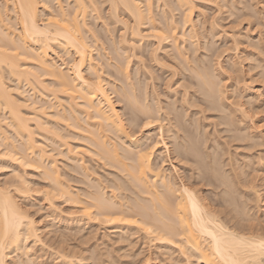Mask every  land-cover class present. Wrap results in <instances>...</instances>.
I'll use <instances>...</instances> for the list:
<instances>
[{"label": "bare ground", "instance_id": "1", "mask_svg": "<svg viewBox=\"0 0 264 264\" xmlns=\"http://www.w3.org/2000/svg\"><path fill=\"white\" fill-rule=\"evenodd\" d=\"M159 1L164 7L166 6V8L170 12L173 10L176 11L175 9H177L178 12H179V10L182 12L181 14L183 16H182L181 25L185 24V23H189L190 25H192V22L194 20H192L191 15H192V12H194L193 10L195 7V0H173V1L171 0L172 2H170V1L168 2V0H156V4ZM224 3L226 4L227 1H224ZM219 4H220V2H219ZM104 5H106V7H103ZM220 5H222V4H220ZM226 5H228V4H226ZM223 6H224V4H223ZM101 7L104 8V10L106 9L105 15H108L107 20H108L109 16L112 15V17L115 18L116 21H120L121 23L124 24V27L126 29V30L124 29L125 31H127V29L130 28L129 20H130V18L132 19L133 24L128 31L131 32L130 36H131L132 40H134V41L136 40L135 38H137L138 36L142 37L141 34L143 32H141L142 27H140V25L142 26V24L144 25V22L146 23V20H144V19H147L149 21V23L151 25L149 28V29H151L150 34L152 33V35L155 36V39L157 37L159 39L158 42H161L160 40H163L164 38H166L164 32H160V30L163 31L162 30L163 27L160 30L157 29L159 31L156 30V28H159L160 24L162 25V23L160 22V24H158L156 22L157 20L154 21L155 16L152 13L153 11H151L152 7H151V1L150 0H147V2L145 3V9H143L142 5L139 4V0H0V134H2V136H4L3 140L4 139L8 140L10 138V140L7 142V143H9L10 147L9 148L7 147L5 149L6 150L5 154L7 156L9 155L10 157L15 158L14 160H16L20 164L22 162V158L25 159L24 162H22V164H24L23 166H26L25 162L27 161V166L29 164V167L31 165H32L31 167H33V164L35 165L34 168H36V169H40L38 167H41V169H42L41 174H44L46 179L49 178V180L52 183L54 182V184L51 185V189L49 188L48 192L47 193L45 192V194H47L45 196V198L46 199L48 198V202H50V200H52V199H55V197H60V198L64 197L65 200L68 199L67 201H69V202L73 201L72 203L80 204V205H78V207L82 206V204H84L82 208L80 207V210L84 211V209H85L87 211H84V212L82 211L83 213L87 212L89 214V212H90L91 214H94L93 217L95 215H97V217H99V215H100L104 219L108 218L109 221H111L113 218L114 219L113 221L115 223H116L117 219L120 216H122L121 217L123 219L122 222H127V225H128V220H127L126 214L131 215L130 217H134L133 219L136 221L135 222L133 220L132 222H134L135 224L138 222V226H140V223H141L142 227L140 226V228L148 236V238H151L152 241L156 240L159 242H163L162 247H164L166 249V250H164V252L170 251L172 249L173 244L177 245L174 247H178V249L180 250L179 253L182 252L183 254H185L183 256L186 257L185 259H187L186 260L187 264H264V234H261L260 231H259L260 232L259 234H258V231H257V233H254L255 231H252V226H254V223L251 226L250 225V223H252L251 220L249 221L250 223L248 222L249 227L246 226V229L244 228L245 227L244 225H243V227H241L242 225L239 226V224L237 223L238 220L236 222L237 225L232 224L230 226L228 225V223L226 221V218H227L226 216L230 215L231 209H232V211L233 210L235 211L237 206L245 204V203L243 204L244 201L242 198L240 199V200H242L241 201L242 203L239 202L240 200L238 201V203H241V204L236 203L235 200H236V197H238V196L236 195V197H235V195H234L235 194L234 190L237 187V186H235L236 182L238 181V178H240L239 174L243 173V172L247 173V171H245L243 168H241V170L239 169L243 165V163L240 164L241 166H239V164H238L239 163L238 159L242 158V160H243L244 154L241 153L243 157L240 154L241 157L238 159H236V157H235L234 160H236V161H234V162L236 163V165L232 161V159H233L232 156L234 154H235V156H237L236 152L233 153V155H231L232 158H230V155L227 154L228 155V158H227L228 163H230V160L234 163V164L232 163L233 169L229 168L227 166L228 163L225 164L223 161L222 163L225 165L224 169L226 166L229 168V169H226L225 171H223L224 170V169H222L223 166H222V164H220L222 161L220 156L223 155V153L220 151L222 148H219L220 146L218 147V145H216L217 143H220V142L216 141L217 142L216 143L213 140V142L216 143L215 145L217 146V148H219L218 151H220L222 154L221 155L216 150L217 156H219L221 161H218L220 159L215 160V159H213V157H211L212 159L211 158L210 159L212 160V162L206 158L207 160L210 161V162L208 161L210 164L207 163V160H205L206 164L203 163L202 160H204L205 158L202 159V153L203 152L200 151L201 149H199L198 148L199 146L197 145V143L200 140H198L197 138H196V140H194L192 138L194 135L191 134L192 135V137H191V135H189V133H188L189 131L184 129V127L181 123V120L184 117H180L181 114L177 115L179 112L176 114H173L174 118L171 119L173 116L169 117L168 115H170L169 114L170 112H168V111L165 112L164 111L165 108H163L162 114H159V112H157L156 114L154 113L155 114L154 115V114H152L153 112L151 113V111L148 110L149 108L146 109L145 105H144L145 108H142L141 105L139 104V106L142 109L141 111H144L145 109L147 110V111L145 110L144 113H142L144 115V117H141V118H145L147 121H145V124H143V123H140V122H144V121H141L140 117H139L140 122L138 121L139 119H134V118L131 119V117H130V119L127 121H129V123H130L129 126H131V127H128V128H130L131 130L127 131L128 129H126L124 127V124L122 123L123 120H121V118L119 117V114L116 112L118 109L115 110V108L113 106L114 105L113 102H111L110 101L111 99H109L107 96L108 91L106 92V89L104 88V85H103L105 80L104 79H103L104 81L101 80L102 78H100V75H98L96 73V71H94V67L90 66V64L92 62L89 64L88 67H89V72L91 71L90 68L92 69L91 73H93V75L91 74L90 79H89V77L87 78L86 76H83V74H82L83 69L82 68L85 65L84 62L86 61L87 58L90 59V56L88 57V54H89L88 51L91 52V46L92 45L94 46V44H91V42H93V43L95 42V44H96V41H97L96 38L92 34H90L91 28H89V23H87V16H89V15L92 16L89 13L90 11L92 13L96 12V14L94 15L96 17L95 20L98 19L100 15H103V14H101V10H102ZM224 7H227V6H224ZM161 9H162V7H161ZM231 9H233V8H231ZM231 9H230V11H227V12L232 13ZM151 13H152L153 17L151 15ZM170 14H171L170 17H172L173 13H170ZM251 15H252L251 13L247 14V16H249V17ZM97 16H98V18H97ZM101 17L102 16H100V18ZM162 17H164V16H162ZM162 17H161V19H162ZM168 17L169 16H167V18ZM127 18H129V20ZM157 19L159 20V18H157ZM172 19H173V17H172ZM169 20H170V18H169ZM170 21H173V20H170ZM170 21H168V24ZM107 22H106V24H107ZM154 22H156V23L154 24ZM164 23H166V21H164ZM176 23H178V22H176ZM106 24H104V25H106ZM156 24L159 25V27H157ZM175 24L172 25V22H171L170 25H167L164 28H168V29H171V31H173V29L176 28L178 25V24H176V27H175ZM91 25H93V24H91ZM147 25H148V23H147ZM169 26H170V28H169ZM183 26L184 25H182V27ZM192 26H194V25H192ZM192 28H194V27H192ZM192 30H191V32H192ZM125 31L122 32L120 35L121 37H119L120 40H122V41H127L126 38H123L124 33H126ZM174 32H175V29H174ZM93 33H95V32H93ZM87 34L90 35V37H92V39H93L92 41L90 39H89L90 41L88 40V38H90V37H88ZM174 34H176V33H174ZM193 35H195V34H193ZM239 35L233 34V37L237 36L236 38H233V42H234L235 48H238L240 44L243 45L242 46L243 48H241V50H242L241 55L244 56L243 58H244V61L246 62V66H247V67L245 66L246 71L248 68V71H247L248 75H249L250 71L254 73L255 68L258 69V67L260 68L259 71L258 72L255 71L256 73H254V74H257V73H263L264 74V62H262L264 60V46L262 44H260V43H262L261 42L262 38L259 36L260 42H255V41L251 40L252 38H250L249 35H244V37L242 39H238ZM130 36H127V37H130ZM149 36H151V35H149ZM175 36L176 35H174V37ZM124 37H125V35H124ZM190 37H189V39H191ZM175 38H177V37H175ZM192 38H194V37H192ZM120 40H118V41H120ZM122 41H120V43ZM157 44H159V43H157ZM119 45H121V44H119ZM112 46H114V45L112 44ZM133 46L135 48L136 45H133ZM208 46H209V44H208ZM52 47L59 48L66 55L69 52L72 53L71 51H73L75 53V55L77 54L76 55L77 59L75 57V60H73L72 64H70L71 66L66 69V68H64L65 66H62L63 65L62 60H61V63H57L56 60L53 61V59L49 56V52H50L49 49H51V52H53ZM96 47L94 46V48H96ZM127 47H126V49H128ZM204 47L206 48L207 46H204ZM204 47H202V48H204ZM89 48H90V50H88ZM99 48H101V47L99 46ZM192 48L195 49L196 45H195V48H194V46ZM197 48H198V46H197ZM131 49H133V48H131ZM177 49H178V47H177ZM208 49H209V47H208ZM109 50H110V48H109ZM181 50H183V49H181ZM191 51H193V50H191ZM92 52H94V51H92ZM95 52H97L96 49H95ZM108 52L111 53L110 51H108ZM194 52H191V54H193ZM112 53H113V51H112ZM115 53H113V55ZM155 54L152 56L154 57ZM113 55H111L112 56L111 59H113V57H114ZM116 55H118V53L115 54V57H114L115 62L117 61L116 59L119 58V55H118V57ZM69 56H68L67 60L69 58L71 59V55H69ZM181 56H183V55L182 54L180 55V59H181ZM185 56H186V54L183 57H185ZM201 56H202V54H201ZM204 56H205V54H204ZM193 57H191V59L193 61H190L187 58L190 62H187L186 61L187 59H185L186 62H184V63H186V64L189 63V65L190 64L193 65V62L196 61L193 59ZM174 58H176V57L174 56ZM89 59H88V61H91V59L90 60ZM156 59H157V56H156ZM180 59L174 60V61H176V62L182 61L183 62V59L182 60H180ZM201 59H204V57L203 58L201 57L200 60ZM113 61H114V59H113ZM120 61H122V60H120ZM124 61H126V60H124ZM127 61H129V60L127 59ZM197 61H196V64L194 63L195 66L197 65L195 68H193L194 66H191L195 71L192 69L193 71L191 70V73H190V74H192V72H195L196 76L193 77V74L195 75V73H193L192 76L189 78V80H190L189 82L191 84H194V82L192 83V81L194 79H196L195 83L197 84V86H195V87H196V89L198 87V89L201 92V94H200V92H198V93L201 95L200 98H202V99L200 100V98L199 99L197 98V101L200 100V103H202L204 101L203 102L204 103L203 105L205 106L204 109H206V107H208L209 109L212 108L214 110H217L216 113L218 112L217 115L220 117L219 120L221 119L219 121L220 124L224 123L223 126L227 125L226 131H228V132L233 131V133L231 132L232 133L231 135H229V134H227V135L232 136V137H234V139H237V140H240L241 142H243V143L240 142V144H238V145H241V144H243L242 146L245 145L244 149H246L247 146H248V148L250 147L253 150L256 149V151H255L256 155L254 157L256 159L259 158L258 159L259 161H263L264 160V157H263L264 154L262 155V153L264 152V134H262L261 131H257L262 126L259 125V123H258L259 120L256 121V119H255L256 118L255 114L257 113V111H259V108L261 106L258 103L261 102L262 100L259 99V102L257 103L258 105L252 106L251 105L252 102L248 101L247 96L244 97V95L242 94L243 92L234 93L236 91H232V93H234L235 95L236 94L238 95V96L237 95L235 96L236 99L238 98L237 100L236 99L235 100H236V104L238 105V107L237 106L236 107L238 108L237 112H239V114H240L239 115L240 119L238 117L236 118L235 116L237 114L234 113L235 111H233L231 109L232 108L231 106H230L231 108L230 107L227 108V106L224 107L225 106L224 102H226L227 100L229 101V99H227L226 97H227V95H230L231 92L229 94H227V90H226L227 87L224 86L225 84L221 85L220 83H218L215 80L213 73L210 72V71H212L211 67H209L210 65L207 66L205 64L206 65L205 66L202 63V65H203V67H202V66H199V64H197ZM214 61L215 60H213V62ZM182 62H181V64H184ZM202 62H204V61L202 60ZM199 63H201V61ZM120 64L118 63L116 65H120ZM123 64H124V62H123ZM126 64L127 63H125V66H126ZM186 64H184V65H186ZM178 65H180V64L178 63ZM168 66H170V65L168 64ZM186 66L188 67V65H186ZM186 66H185V68H186ZM191 67L189 68V70L187 68L185 70L190 71ZM232 67H233V70H235L234 65ZM119 69H120V71H118V72L123 71L124 65H122V67L120 66ZM173 69H172V71H173ZM181 69H182V65H181ZM99 70H101V69H99ZM114 70H115V68H114ZM182 70H184V69H182ZM252 70H254V71H252ZM126 71H125V76H126ZM220 71H221V69H220ZM100 73H101V71H100ZM109 73H111V72H109ZM122 73L124 74V71L121 72V74ZM218 73H217V75H218ZM253 73H250V74L252 75ZM113 74H111V75L115 77V75H113ZM115 74H117V73H115ZM123 74H122V77H124ZM174 74H175V71H174ZM263 74H259L260 78H262L264 76ZM44 75H45V77L47 76V78L49 77L48 79L50 82H47L48 84L43 80V78L41 79V77H43ZM248 77L250 79L251 76H248ZM92 78H93V80H91ZM127 78H128V76L126 77V80H127ZM191 78H192V81H191ZM221 78H223V77H221ZM251 78H253V77H251ZM116 79L120 82H123L119 78H116ZM263 79H264V77H263ZM263 79H262V81H263ZM219 80H220V78H219ZM223 80L224 79H222L220 82L224 83ZM24 83H25V85L30 86V87L29 86L28 87L26 86V87L30 88V90L32 89L31 90L32 92H33V90H34V92H36L35 90H37V91L39 90L38 94L40 92V94L44 96V97H42L43 99L36 100V98H35L36 96H33V95H35L34 92L29 93L28 97L26 96L27 97L26 98L24 95V92L26 93L25 90H27V89H25V90L21 89L22 85H24ZM106 83H107V81H106ZM126 84H127V82H126ZM130 84H131V82H130ZM25 85H24V87H25ZM120 85H121V83H120ZM122 85H124V84L122 83ZM134 85L135 84H133L132 86L134 87ZM124 87H125V85H124ZM187 87H188V85H187ZM189 87L187 88V92H189L188 91ZM260 87H263V86L260 85ZM117 88L119 91L120 87H117ZM237 88H239V87H237ZM126 89H127V86H126ZM130 89H131V87H130ZM199 90H195V88H194L195 93H196V91H199ZM127 91L124 90V92H126L125 95L127 96V99L129 100V102L124 100L125 95H124L123 99L120 98V99H122V101L124 100V102L125 101L127 102V104L125 102L126 107L130 102L132 104L134 102L137 103L138 102L137 100L140 98V97L138 99L136 98V95L133 94L134 91H130V93L132 92V96ZM58 92H60L62 94H66V97L69 99V101L67 99L68 103H66V105L68 104V106H64L67 108V110L63 107V110L60 109L62 111L61 113H59L58 110L56 112L54 111L56 117L59 118L61 123L63 121H65L66 124L63 122V124H65L64 125L65 127L68 125L72 128L79 129L80 131L85 132L84 134L82 132L78 133V131H77V133H75V129H74L75 136L78 135L80 137V139H83V141H85V143H86L85 148L89 151V153H92L93 156H94V154H96L99 159L100 158L102 160L105 159V162L108 161L110 164L112 163L111 165L117 166L118 169H119V166H121L123 168L124 172L119 173L120 174L119 176H118V174H115L118 177L113 175L116 177V179L115 180L111 179L112 182H111V184L109 183V185H111L112 189L113 188L116 189V191L117 190L119 191L120 189H122V191L127 192V190H129L130 198L127 195V194H129V192L124 193L121 191H120L121 193H119L117 191L118 192L117 194L119 196L122 195V197L120 196L121 198L118 197V195H117V197L121 201L119 199H117L116 194L111 195L109 198L108 196H106V194H105L106 192L103 191L104 189H102L101 187H99L96 184L93 185L92 181L87 180L88 185H92V187H89L87 191L86 190L83 191L85 193V195L82 192V194H83L82 196H85V198H87V199L83 200L81 197L82 200L81 199L79 200V198L76 196V195H78L77 194L78 192L77 193L74 192V194H73V191H71L72 189L69 190V188H67V186H65L63 184L64 182L61 183L62 181L59 178L60 175H58L59 171L57 172L56 167H54L55 165L54 166H49V165L47 166V164L45 165L44 158L47 159L46 156H47V153H49L48 152L49 150L48 151L45 150V149H47L43 145L44 143H46L45 141L42 144L45 149L41 146V143L38 144V142H37V145H35L36 141L34 139H36V138H33L34 133H33V130L31 128V123L33 121V125L35 126L36 130H40L42 132V135L44 136V138L49 136L48 133L51 132V129H50L51 126H50V128L47 127L48 126L47 123L49 124L50 121L46 118L47 116L45 117L43 115L45 113L44 108L47 109L48 107H52L55 104L52 103V101L50 104V100L49 101L45 100V97L46 96H53V99H54L55 97L59 96ZM115 92H116V90H115ZM184 92H186V91H184ZM121 93H122V91H121ZM232 93H231V95H232ZM263 93H264V89H263ZM117 94H119V92ZM142 94H143V92H142ZM142 94H141V97H143ZM258 94H262V92L261 93L258 92ZM62 96H65V95H62ZM138 96H140V95H138ZM156 96H157V94H156ZM189 96L194 97L196 95L193 94V95H189ZM29 97H30L29 101L32 103V104L30 103L31 105L29 104L31 106L32 112H34L35 110L36 111L38 110L40 112V113H37L35 111L37 114H35V113L31 114L30 113L31 115H34L33 117L30 116V114H26V112H25L26 110L24 111V109H26L27 107H30V106H28V104H27L28 102L26 101L27 99H29ZM77 97L80 99V102H75L74 99ZM117 98H118V95H117ZM258 98H259V96H258ZM58 99L55 98V100H58ZM225 99H227V100L225 101ZM230 99H232V98L230 97ZM182 100H185V99L182 97ZM186 100H188V99L186 98ZM189 100L195 101L196 99H194V98L191 99V97H190ZM235 100H232V103H235V102H233ZM197 101H195V102H197ZM237 101H239V102H237ZM58 102H59V100L57 101V104L60 103V102L59 103ZM139 102H140V100H139ZM158 102L161 103V101H158ZM192 103H193V101H192ZM197 103H194V104L196 105ZM227 103H229V104H227L229 106L231 102L229 101ZM248 103H249V105H247ZM44 104L47 106H45ZM141 104L143 106V103H141ZM169 104H170V102H169ZM172 104L173 103H171V105ZM194 104H193V106H194ZM59 105H61V103ZM129 105H130V108H129L130 110L129 109L128 110L130 112L127 110L128 114H126V115H129V114L131 115V111L138 108V107L134 106V108H135L134 109L131 107L132 106L131 104H129ZM167 105H165V106H167ZM171 105H170L171 108H169V105H168L167 109H169V110L171 109L173 111L174 110L173 107L175 105L174 104L172 106ZM203 105H201V106L203 107ZM55 107H56V105L53 107L54 110L56 109ZM140 107H139V110H140ZM158 107H159V105H158ZM160 107H159V109H160ZM186 107H184V108L186 109ZM131 108H132V110H131ZM176 108L178 109V106ZM225 108H227V109H225ZM64 109H65V111H64ZM185 109H184V111H182V114H183L182 116H185L184 114H187V112H185V111H187L188 108L186 110ZM230 109L233 111V113ZM249 109H250V111H251V109L253 110L252 114H250ZM161 110H162V108H161ZM178 110H183V109L179 108ZM200 110L202 111L203 109L200 108ZM228 110L231 112L227 113ZM157 111H158V109H157ZM28 112H29V110H28ZM133 112L134 111H132V113ZM79 113H81V114L85 113V114H83V118L81 117L83 119V124L80 122V119L78 118ZM216 113H215V115H216ZM50 114H47V115L50 116ZM26 115H28V116H26ZM45 115H46V113H45ZM51 116H52V114H51ZM126 117H125V120L127 119ZM145 119H143V120H145ZM164 119L168 121V125H167V122H166V125L160 122L161 120L164 122ZM190 121H191V119H190ZM155 122H157L156 123L157 139H155V141L152 140L153 144L147 146L144 143L148 139V136L145 137L147 139H144V138L142 139L143 136L137 137L135 135L137 132H141V134H142L141 129H143V127H150V126L154 125ZM256 122H257V124H256ZM84 123H85V126H87V128L84 126ZM195 124H197V123L195 122ZM56 126H57V124H56ZM88 126H89V129H88ZM90 126L93 129H91ZM135 126H137L138 128H136ZM62 127H63V125H62ZM169 127H171L172 130L174 129L173 130L174 132L173 131L170 132L169 130L171 128L169 129ZM215 127H216V125H215ZM257 127H259V128H257ZM182 128H183V132L185 133L184 134L181 132V134H183V136L180 134V131L182 130ZM225 128L223 129L224 131H225ZM9 129H10V132L12 133L11 135L9 134L10 136L7 134L9 132ZM57 129H54V130L56 131ZM214 129H216V128H214ZM58 130L60 131V129H58ZM193 130L195 133L196 132L195 129H193ZM40 131H38V132H40ZM67 132H69V131H67ZM166 132H169V133L166 134ZM64 133H65V131H64ZM71 133H73V132H71ZM107 133L110 134L109 136L114 135V137L117 138L115 141V142H117V145H116V143L113 144L114 142L112 143V138L110 137L111 138V140H110V138H108L109 136L107 135ZM190 133H192V132H190ZM197 133L198 132H196L195 135H197ZM67 134H66V136L71 138V134H70V136H68ZM12 135H13V138H12ZM203 135H205V134H203ZM75 136H72V137L74 138ZM81 136H82V138H81ZM106 136H108L107 138L110 141L106 140L107 139V138H105ZM53 137H55V136H53ZM205 137H206V135H205ZM14 138H16L17 141H19V144H18V142L15 143L16 141H14ZM59 139H60V137H59ZM6 140L4 142H6ZM51 140H52V137H51ZM203 140H205V138ZM64 143L65 142H63L61 144L64 145ZM158 143L161 144L160 148L162 147L161 149H159L160 150L159 153L162 154L161 158H159L160 156L156 155L157 148H155V146ZM168 143L171 144L172 149H170V147L168 146ZM202 143H200V144H202ZM1 146H2V144H1ZM5 146H7V145H5ZM117 146H119V149ZM228 146H229V144H228ZM242 146H241V148H242ZM2 147H4V146H2ZM35 147H37V149H38L37 150L38 155L36 154V156H38V157L36 159H35V153H33V151L35 152ZM67 147L70 148V146H68V145H67ZM72 147H73V145H72ZM76 147H77V145H76ZM221 147H223V145ZM235 147L231 146L230 148L235 149ZM53 148L55 149V147H53ZM75 148H73V150ZM77 148H80V147H77ZM200 148H201V146H200ZM202 148H204V145ZM217 148H215V149H217ZM230 148H229V150H230ZM237 148H238V146L236 147V149ZM27 149H29L28 150L29 152L26 151ZM86 149H85V151H86ZM149 149H151V150H149ZM208 149H210V148H208ZM212 149L210 151H213ZM251 149H250V152H251ZM66 150H68V149H66ZM70 150H68V152H69L68 154H71ZM20 151H22V152H20ZM80 151L83 152L84 150H82V148H81ZM85 151H84V153H85ZM210 151H209V154H210ZM246 151H248V150H246ZM61 152L62 153H60V154L63 155L64 151H61ZM205 152L207 153V151H205ZM232 152L230 151V153H232ZM28 153L29 154L32 153L34 159L29 158ZM76 154H79V153H76ZM64 155L67 156V154H65V153H64ZM213 155H215V152H213ZM89 157H90V155H89ZM251 157H252V155H251ZM82 158L83 157L81 156V158L79 160H82ZM98 158H96V159L98 160ZM156 158L157 159L159 158L158 162L156 161ZM17 159H19L20 162ZM71 160H73V159H71ZM184 160H186V161H184ZM189 161L192 162V165L194 163L197 164V166L196 165L195 166H196V170L199 171L198 173H200L199 175L196 174L197 172L195 173V169H194V171H192L190 169L191 166H189V165H191V163H189ZM249 162H248V164H249ZM74 163H75V161H74ZM81 163L82 162H79L80 165H81ZM109 163H108V165H109ZM165 163L168 165L167 166L168 171H167V169L164 168ZM186 163L189 165H186ZM256 163H258V162H256ZM76 164H75L74 169L78 170V168H77L78 162H76ZM102 164H104V163H102ZM184 164L186 166H189V171L190 170L192 171V172L191 171L189 172L190 173L189 175L187 174L186 171H184L182 169ZM218 164H219V166H218ZM83 165L84 164H82V167H84V166L87 167V165H84V166ZM234 165L236 167H239V168H235L236 171H237V169H239L237 172L234 171V167H235ZM220 166H222L221 167L222 170H220V168H219ZM245 166H247V165H245ZM247 167H251V166H247ZM113 168H115V167H113ZM122 168H120V170H122ZM84 169L86 170L88 168H84ZM79 171L80 170H78L77 173ZM117 171H119V170H117ZM81 172H79V173H81ZM83 173H84V171L82 172V174ZM122 173H123V177H121ZM191 173H193V174H191ZM195 174H196V176H195ZM238 175H239V177H238ZM13 176H16L15 178H17L18 180L20 178L19 176L17 177L16 174H14ZM213 177H215V179H213ZM25 179H24V176H22V178H20V180H19V183L17 182L18 184H16L15 187L13 185V187H14L13 191L8 189L9 187H6V186L5 187L2 186L3 188L0 187V264H14L12 261L11 262L8 261V259H7L8 255H9L8 252H10L11 250L13 252V250H15V249L18 250V247L20 248L22 242L25 239H27L28 237L29 238L32 237L34 239H37L39 237L38 226L36 224V220L31 219L30 217L26 216L27 215V213H25L26 211L25 212L23 211L25 209L21 208V205L15 199V197L17 195L15 196L14 193L22 194V193H26L27 191L29 192L30 187H28L29 184H27L29 181L25 180ZM49 180H47V181H49ZM99 180H101V179H99ZM99 180H96V181H99ZM239 182H240V180H239ZM239 182H237V183H239ZM83 183L85 185V182H83ZM89 183H92V184H89ZM65 184H66V182H65ZM210 184L215 185L217 188L221 187L220 188L221 190L218 192L214 193L212 191L214 195L219 196L218 200L215 199L216 196L215 197L213 196V198H212V196L210 195L211 190L209 193V191H207L208 189L205 188L206 185L210 186ZM88 185H86V186L88 187ZM99 185H101V184H99ZM195 185H199V186L196 187ZM234 186H235V188H234ZM103 188H105V186ZM112 189H111V191H112ZM45 191H47V190H45ZM238 198H240V196ZM51 202L53 203V201H51ZM78 202H80V203H78ZM91 207H93L94 209L92 210ZM219 207H221V208H219ZM229 207L231 209H229ZM240 207L241 206H239V208H237V209H241L242 207L244 208V206H242L241 208ZM90 208H91V211L89 210ZM245 208H246V206H245ZM237 209H236V212L238 211ZM242 210L237 212V213H239L237 215H241L239 217L250 216L247 214L249 210L247 211L245 209L247 211V213H245V210L244 211H242ZM127 212L130 214H128ZM87 213L85 215L84 214H81V215L91 216V214L87 215ZM233 214H236V213H233ZM124 215L126 216L125 217L126 219L123 218ZM135 216H137L138 218H136ZM115 217H117V219ZM121 218H120V222H121ZM247 218H250V217H247ZM251 218H252V216H251ZM108 219H106V222H108L107 221ZM125 220H127V221H125ZM118 221H117V224H118ZM109 223H111V222H109ZM129 223H130V221H129ZM153 243H154V241H153ZM24 249H26V248H24ZM5 250H7V251L9 250V251L6 252ZM21 250L23 252V249H21ZM19 251H20V249H19ZM171 253L172 252H170V254H168V256L170 255V257H171L173 254V253L172 254ZM25 255H27V254H25ZM109 255H111V254H109ZM63 256H65V255H63ZM170 257L167 259L170 260ZM192 257H193V259L195 258L194 261H192V259H191ZM65 258H66V256H65ZM174 258L175 257H173V259H172V257H171L172 262L168 261V263L171 262V263L177 264L178 262L173 261ZM19 260H20V257H19ZM30 260H32V258ZM175 261H177V260H175ZM26 262H25V264H26ZM28 262H29V260H28ZM77 263H81V262H77ZM15 264H17V263H15ZM20 264H22V263H20ZM69 264H73L70 261V259H69ZM140 264H152V263L149 260H145L143 262L141 261Z\"/></svg>", "mask_w": 264, "mask_h": 264}, {"label": "rangeland", "instance_id": "2", "mask_svg": "<svg viewBox=\"0 0 264 264\" xmlns=\"http://www.w3.org/2000/svg\"><path fill=\"white\" fill-rule=\"evenodd\" d=\"M150 1H151V7H152L151 11H153L152 13L155 16L154 21L157 20L156 22L158 24H160V22H161L163 25L162 26L160 24V27H159V25L156 24V26L159 27V28H156V30L157 29L160 30L163 27V29H162L163 31L160 30V32H164V34L166 36V38H164L163 40H160L161 42H158L159 39L157 37L155 39V36L152 35V33L150 34L151 29H149V28L151 25L147 19H144V20H146V23L144 22V25L143 24H142V26L140 25V27H142L141 32H143L141 34L142 37L138 36L137 38H135L136 40L134 41V40H132V38L130 36L131 32L128 31L133 24L131 18H130V20H129V18H127L129 20V25H130V28L127 29V31H128L127 32V31H125L126 29L124 27V24L121 23L120 21H116V19L113 18L112 15H110L108 20H107L108 15H105L106 9L104 10V8L101 7L102 8L101 14H103V15H100V16H102L101 18H100V16H99V18L97 16L98 19H96V20H95L96 17L94 16L96 14V12H93V13L91 11L89 12L94 17L93 18L89 14H88L89 16H87V23H89V28H91L90 34H92L97 40L96 44H95V42L94 43L91 42V44H94V46L95 47L97 46V47L94 48V46L92 45L91 46V52L88 51V53H89L88 57L90 56L91 61H88L89 58L86 59V61L84 62V64L86 66L84 65L85 68L84 67L82 68L83 69L82 74H83V76H86L87 78L89 77V79L91 78V74L93 75V73H91L92 72L91 68H90L91 71L89 72L88 66L92 62L93 64L91 63L92 65L90 64V66L94 67V71H96V73L98 75H100V78H102L101 80H103V79L105 80V81L103 80L104 81L103 85H104V88L106 89V92L108 91L107 96L109 99H111L110 101L113 102V104H114L113 106H114L115 110L118 109L116 112L119 114V117L121 118V120L124 121V122L122 121V123L124 124V127L126 129H128L127 131L131 130L130 128H128L131 126H129L130 123H129V121H127L130 119V117H131V119L132 118L139 119V117L140 118L144 117V115L142 113H144V111L147 108H149L148 110H150L151 113L153 112L152 114H154V113L156 114L157 112H159V114H162L163 108H165L164 109L165 112L166 111L170 112L169 113L170 115H168L169 117H172L173 114H176L179 112L177 115L181 114L180 117H184L181 120V123H182L184 129L189 131L188 132L189 135L192 134L195 136V137L194 136L192 137V135H191V137L194 140H196V138L198 140H200L198 142L199 144L197 142L196 143L199 146L198 148L201 149L200 151L203 152L202 153V159L205 158L204 160H202L203 163L206 164L205 160H207V159H209L212 162L211 157H213V159H215V160L220 159L219 156H217V151L219 150V148L223 149V150L222 149L220 150L223 153V155L221 154L220 151H218L222 155V156H220L222 161H221V159L218 160V161H221L220 164H222V166H223V167L222 166L219 167L220 170L224 169L225 165L222 163L223 161L225 164L228 163V160H227L228 155L227 154L230 155V158L233 157V159H232L233 162L236 161V160H234L235 157H236V159H238L242 156V154H244L243 155L244 157L242 156L244 158L243 160H242V158L238 159L239 160V163H238L239 166H241L240 164L243 163V165L240 168L236 167L235 166L236 163L234 162L235 163V165H234L235 166L234 167L235 172H237L239 169L241 170V168H243L245 171H247V173L243 172L244 174L243 173L239 174L241 179L238 178L237 182H239V180H240V182L239 183L236 182L235 186H237L236 187L237 189L234 186V188H235V190H234L235 194L234 195H235V197H236V195L238 197L240 196V198L236 197V200H235L236 203H238V201L242 198L244 201L243 204L244 203L245 204L239 205V206H241V207L244 206V208L246 206L245 209L247 211L249 210L247 213V211L243 207L242 208L240 207L241 209H237V208H239V206H237V208H236L238 210L237 212H239L243 209L242 211L245 210V213L250 215L247 217H250V218H247L246 216L239 217L241 215H237L239 213L236 212V209H235V211L233 210L234 211L233 212L232 209L229 207V209H231V213H230V215L226 216L227 217L226 221H227L229 226L232 224L237 225V223H238L239 226L242 225L241 227H243V225H244L245 226L244 228L246 229V226L249 227V223H250L249 221L251 220L252 223H250V225L252 226L254 223V226H252V231H255L254 233H257V231H258V234L260 232H261V234H264V165H263L264 160L259 161L258 160L259 158L256 159L254 157L256 155V153H255L256 149L253 150L249 147L251 149V152H250V149L248 148V146L246 147V149H244L245 145L244 146H242L243 144L238 145L241 142L240 140L234 139V137L227 135V134L231 135L233 133V131H231L232 133L226 131L227 125L223 126L224 123L220 124L219 121L221 119L219 120L220 117L217 115L218 112L216 113L217 110H214L212 108H211L212 109L211 110L208 107H206V109H204L205 108V106L203 105L204 101L203 102L201 101L202 103H200V100L202 98H200L201 97L200 90L198 89V87H197V89L195 87V86H197V84L195 83L196 79H194L195 81L194 80L192 81V78H191V81H192V83L194 82V84H191L189 82L190 81L189 78L192 76L193 73H195V72H192V74H190L191 70L197 66V65L196 66L194 65V63L196 64L197 60H198L197 64H199V66L203 67L202 63L204 65L206 64L207 66L210 65L209 67H211V70H212L210 72L213 73L215 80L218 83H220L221 85L225 84L224 86L227 87L226 88L227 94H229L230 92L232 93V91H236L234 93L243 92L242 94L244 95V97L247 96L248 101L252 102V104H251L252 106L253 105L255 106L258 104L261 105L259 108V111H257V113L255 114V117H256L255 119H256V121L259 120L258 123L262 127L259 126L260 128L257 127L259 129L258 130L256 129V130L261 131L262 134H264V131H263L264 130V93H263L264 79H263V77L264 76L262 78H260V75H259V74H263V73L254 74V73L259 71L260 68L258 67V69L255 68L256 72L254 70H252V71H254V73L250 71L249 75H248V72H247L248 68L246 71L247 66H246V62L244 61V58H243L244 56L241 55L242 54L241 48H243L242 47L243 45L240 44L238 48H235V45L233 42V38L237 37V36L233 37V34H236V35L240 34L238 36V39H242L244 37V35H249L250 38H252L251 40L255 41V42H260L259 41V39H260L259 36H260L262 38L261 39L262 43H260V44H262L264 46V0H221V1L215 0L216 2L214 0H195V7L196 8L194 7V10H193L194 12H192V15H191L192 20H194L192 22V25H194V26L190 25L189 23H185V24H182V25H184L183 27L181 25L183 15L181 14L182 12L180 10L178 12V10L175 9L176 11L173 10L170 12L166 8V6L164 7L160 3V1L157 2L158 5L156 4V0H150ZM169 1L172 2L173 0L172 1L168 0V2ZM218 1L222 5H220ZM224 1H227L226 4H228V5H226L224 3ZM146 2H147V0H139V4L142 5L143 9H145V3ZM223 4H224V6H227V7H224ZM103 7H106V5H104ZM161 7H162V9H161ZM231 8H233V9H231ZM230 9H231L232 13L227 12V11H230ZM169 12L173 13V15H172L173 19H172V17H170L171 14ZM152 13H151V15H152ZM249 13L252 14L250 17L247 16V14H249ZM153 15H152V17H153ZM166 15L169 17L167 18ZM162 16H164V17H162ZM161 17H162V19H161ZM157 18H159V20ZM169 18H170V20H173V21H170ZM164 21H166V23H164ZM168 21H170L169 24H168ZM106 22H107V24H106ZM156 22H154V24ZM171 22H172V25H174L176 22H178V23H176V24H178L177 27L175 24V27H176V28H174L175 32H174V29H173V31H171V29L164 28L167 25H170ZM90 23L93 25H91ZM147 23H148V25H147ZM104 24H106V25H104ZM192 27H194V28H192ZM169 28H170V26H169ZM192 29L193 30L195 29V30L193 31ZM159 30H157V31H159ZM191 30H192V32H191ZM124 31L126 32V33H124L125 37L123 34L122 35H123V38H126L127 41H122L119 38V37H121L120 36L121 33ZM93 32H95V33H93ZM174 33H176V34H174ZM193 34H195V35H193ZM149 35H151V36H149ZM174 35H176L175 37H177V38H175ZM87 36L90 37V35H88V34H87ZM127 36H130V37H127ZM189 37L191 39H189ZM192 37H194V38H192ZM89 39L91 41L93 40L92 37L88 38V40ZM118 40H120L122 42L120 43V41H118ZM118 43L121 45L123 44L124 46L123 45L121 46ZM157 43H159V44H157ZM112 44L114 46H112ZM208 44H209V46H208ZM133 45H136L135 48ZM195 45H196V48H195ZM99 46L101 48H99ZM125 46L126 47L128 46L127 47L128 49H126ZM193 46L195 49L192 48ZM197 46H198V48H197ZM204 46H207L206 47L207 49ZM177 47H178V49H177ZM202 47H204V48H202ZM208 47H209V49H208ZM52 48H53V50H52L53 52H51V49H49L50 50L49 56L53 59V61L56 60L57 63H61V60H62V62H63L62 66H65L64 68H66V69L71 66L70 64H72V61L75 60V57L77 59V56H76L77 54L75 55V53L73 51H71L72 53H70V52L68 53L69 55H71V59L69 58L67 60V58L69 56L68 54H67L68 55L67 56L65 53H63L57 47H52ZM109 48H110V50H109ZM131 48H133V49H131ZM180 48L183 50H181ZM95 49L97 52H95ZM88 50H90V48ZM191 50H193V51H191ZM92 51H94V52H92ZM108 51H110L111 53H109ZM112 51H113V53H115L117 51L116 53H118L119 58L116 60L118 62L117 61L115 62L114 57H115L116 53L113 55ZM191 52H194L195 54L194 53L191 54ZM110 54L114 56L113 57L114 61H113V59H111L112 56ZM154 54H155V56H154L155 58L152 56ZM181 54L183 56L186 54V56L185 57L181 56V59H180ZM201 54H202V56H201ZM204 54H205V56H204ZM118 55H116V56L118 57ZM156 56H157V59H156ZM174 56L176 58H174ZM191 57H193V59L196 60L193 62V65L192 64L189 65V63H187V64L184 63L186 61L187 62L193 61L191 59ZM201 57L202 58L204 57V59L200 60ZM127 59L129 61H127ZM179 59L180 60L183 59V62L182 61L181 62L188 65V67L184 64H181L180 61L179 62L177 61L180 65H178V63L176 61H174V60H179ZM185 59H187V60L185 61ZM120 60H122V61H120ZM124 60H126L127 62ZM202 60L204 62H202ZM213 60H215V61L213 62ZM200 61H201V63H199ZM123 62H124V64H123ZM262 62H264V60ZM118 63L119 64L121 63V64L116 65ZM125 63H127L126 64V66L128 65L127 67L125 66ZM216 63L217 64L219 63V64L217 65ZM168 64L170 66H168ZM122 65H124V69H123L124 74L122 73L124 77H122V74H121V72H123V71L118 72V71H120L119 68H120V66L122 67ZM181 65H182V69H184V70L181 69ZM233 65H234L235 70H233V67H232ZM185 66L188 70L191 66H194V67L193 68L191 67L190 71H188V70H185L186 69ZM114 68H115V70H114ZM99 69H101V70H99ZM172 69H173V71H172ZM220 69H221V71H220ZM100 71H101V73H100ZM125 71H126V76H125ZM174 71H175V74H174ZM109 72H111V73H109ZM115 73H117V74H115ZM217 73H218V75H217ZM250 73H253L255 76L253 74L251 75ZM111 74L115 75V77L112 76ZM127 76H128V78H127L128 81L126 80ZM194 76H196V73H195V75L193 74V77ZM248 76H251L253 78L250 77V79H249ZM218 77L220 78V80ZM221 77H223V78H221ZM42 78L46 83L50 82L48 79L49 77L47 78V76L45 77V75H44L43 77H41V79ZM116 78L121 79L123 82L118 81ZM222 79H224L223 80L224 83L220 82ZM262 79H263V81H262ZM91 80H93V78ZM106 81H107V83H106ZM129 81L131 82V84ZM119 82L121 83V85ZM126 82H127V84H126ZM122 83L125 85V87H124V85H122ZM133 84H135L134 87L132 86ZM24 85H25V83H24ZM24 85H22L21 89L22 90L27 89V90H25L26 93L24 92V95H25V97L26 96L28 97L29 93H33L34 90L32 92L31 91L32 89L30 90V88H27L29 85H25V87H24ZM187 85H188V87L190 86L189 90H188L189 92H187V88H188ZM260 85L263 87H260ZM116 86L120 87L119 91H118V88ZM126 86H127V89H126ZM129 86L131 87L132 90L130 89ZM193 87L195 88V90H199V91H196V93H195ZM237 87H239V88H237ZM114 89L116 90V92ZM124 90L125 91L128 90L127 92H129V94H131V96H132V92L130 93V91H134L133 94L136 95V98L138 99L140 97L137 100L138 104L136 102H134L133 104L131 102L129 103L132 105L131 106L132 108H134V106L138 107L136 109L134 108L135 110H132V108H131V110L134 112L132 113V111H131V115L129 114L130 116L126 115V114H128L127 110L130 108V105L128 104L126 107V104H127L126 101L129 102V100L127 99V96L125 95L126 92H124ZM35 91H36V92H34L35 95H33V96H36L35 97L36 100L43 99L42 97H44V96L41 95L40 92H39L40 95L38 94L39 90L38 91L35 90ZM121 91H122V93H121ZM184 91H186V92H184ZM118 92H119V94H117ZM142 92H143V94H142ZM198 92H200V94ZM258 92L259 93L262 92L263 95L258 94ZM58 93H59L58 94L59 96L55 97V98H57V99L59 98L58 100L61 103V105H59L60 104L59 102H58L59 104H57L58 100H55V98L53 99V96H46L45 97V100H47V101L50 100V104L52 101V103H54L56 105L55 110L53 108L55 105H53L52 107H48L47 109L44 108L46 115H45V113L44 114L42 113L45 117L47 116L46 118L50 121L49 124L47 123L48 126L46 125L48 128H50V126H51V128H50L51 132L48 133L49 136L44 138V136L42 135V132L40 130H36L35 126L33 125V121H32V123L30 122L31 128H32L33 133H34L33 138H36V139H34L36 141L35 145H37V142H38V144L41 143L42 147L44 145V147L47 148V149H45L43 147L45 150H47V151L49 150L48 151L49 153H47V156H46L47 159L44 158L45 165L46 164H47V166L48 165L49 166L55 165L54 167H56L57 172L58 171L60 172V173L58 172V175H60L59 178L62 181L61 183L64 182L63 184L65 186H67V188H69V190L72 189L71 191H73V194H74V192H76V193L78 192L77 194L80 197L78 195H76V196L79 198V200L81 199V197L83 200H86L87 198H85V196H82L83 195L82 192L85 190L87 191L89 187H92V185H88L87 180L92 181L93 185L96 184L99 187H101L102 189H104L103 191L106 192L105 194L109 198L113 194H116V197H117L118 192L119 193H121V192L128 193L129 190H127V192H126V191H122V189H120L119 191L117 190L118 191L117 192L116 189H114V188L112 189L111 185H109V183L111 184L112 180L116 179L115 176H117V175H115V174H118V176H119L120 175L119 173L124 172L123 168L121 166H119V169H118L117 166L111 165L112 163L110 164L108 161H106L107 162L106 163L105 159H103V160L101 158L99 159L96 154H94V156H95L94 157L92 155V153H89V151L85 148V144H86L85 141H83V139H80V137L78 135L75 136V133H77V131H78V133L82 132L83 134L85 132L80 131L79 129L72 128L68 125L65 127L64 126L66 124L65 121H63L65 123V124H63V122L61 123L59 118L56 117L55 112L58 110L59 113H61L62 112L61 110H63V107L68 106V104L66 105V103H68V101H69V99L66 97V94H62L60 92H58ZM136 93L140 96H138ZM192 93L196 96H194V97L189 96V95H193ZM231 93H230V95H231ZM234 93H232L231 96L227 95L226 98L229 99V101L231 103L228 106L227 104H229V103H227V102H229V101L227 99H225V101L226 100L227 101L224 102L225 103L224 107L227 106V108H229L231 106L232 108L231 107L230 108L233 111H235L234 112L235 114H237L235 117L236 118L238 117L240 119V117H239L240 114H239V112H237L238 105L236 104V100L238 98L237 99L235 98V96L237 94L235 95ZM141 94L143 97H141ZM156 94H157V96H156ZM62 95H65V96H62ZM117 95H118V98H117ZM124 95H125V97H124ZM187 96L189 98L191 97V99L192 98L196 99L195 101H197V98L198 99L200 98V100L197 101L198 103L195 102L194 100L190 101ZM258 96H259V98H258ZM123 97H124V100H126L125 101L126 104H125L124 100L122 101ZM182 97L185 100H186V98L188 100H186V101L182 100ZM230 97L232 99H230ZM120 98H122V99H120ZM67 99H68V101H67ZM259 99H261L262 101L260 100L261 102H259ZM29 100H30V97H29V99L26 100L28 102V103L26 102L28 104V106H30L32 104ZM74 100H75V102H80V99L78 97L75 98ZM139 100H140V102H139ZM232 100H235V101H233L235 103H232ZM158 101H161V103ZM192 101H193V103H192ZM169 102H170V104H169ZM237 102H239V101H237ZM141 103H143V106ZM166 103L169 105V108H171L170 105H171V103H173L176 107L178 106V109L180 108L183 110H178L175 106L173 107L174 108L173 111L171 109L169 110V109H167L168 105ZM194 103H197V104L195 105ZM139 104L141 105L142 108H145L144 107V105H145L146 109L144 111H141L142 109L139 106ZM193 104H194V106H193ZM158 105H159V107L161 106L160 109H159ZM165 105H167V106H165ZM201 105H203V107ZM247 105H249V103ZM45 106H47V105H45ZM139 107H140V110H139ZM184 107H186V109L188 108L187 111H185V112H187V114H184L185 116H182L183 115L182 111H184V109H185ZM64 108L67 110L66 107H64ZM161 108H162V110H161ZM200 108H202L204 111L203 110L201 111ZM227 108H225V109H227ZM65 109H64V111H65ZM157 109H158V111H157ZM28 110H29V112H28ZM30 110H31V106L24 109L26 114L40 113L38 110L37 111L35 110L37 113L35 111L32 112V110L31 111ZM231 111L228 110V112L227 111L226 112L229 113ZM233 111H232V113H233ZM249 111H250V109H249ZM252 111L253 110L251 109L250 114L253 113ZM50 113L52 114V116ZM215 113H216V115H215ZM31 114H30V116L33 117L34 115H31ZM47 114H50V116ZM83 114H85V113H82V114L79 113V117H78L82 124H83V119H82ZM26 116H28V115H26ZM125 117L127 118L126 120H125ZM173 118H174V116L171 119H173ZM143 119H145V118H141V121H144V122H140V119L138 121L140 123L145 124V121H147V120L146 119L143 120ZM190 119H191V121H190ZM160 122L165 124V125L167 122V125H168V121L165 119H164V122L162 120ZM195 122L197 124H195ZM156 123L157 122H155L154 125H152L150 127H143V129H141L142 134H141V132H137L135 136H137V137L143 136L142 139L143 138L147 139L145 137L148 136L149 140L147 139L144 144L147 146L153 144L152 140L155 141V139H157ZM56 124L58 127L56 126ZM256 124H257V122H256ZM62 125L64 128L62 127ZM215 125H216V127H215ZM84 126H85V123H84ZM85 127L87 128V126H85ZM135 127L138 128L137 126H135ZM57 128L60 129V131ZM170 128L171 127H169V129ZM214 128H216V129H214ZM224 128H225V131L223 130ZM54 129H57V130L55 131ZM74 129H75V133H74ZM88 129H89V126H88ZM91 129H93V128L91 127ZM193 129H195V131L198 132L199 134L197 133V135H195L196 132L194 133ZM173 130L171 128L169 131L171 132ZM38 131H40L41 133ZM64 131L66 134L68 133L67 134L68 136H70V134H71V138L67 137L66 134L64 133ZM67 131H69V132H67ZM70 131L73 132L74 134L71 133ZM181 132L184 133L183 128L180 131V134H181ZM190 132H192V133H190ZM167 133H169V132H166V134ZM7 134L8 135L12 134L10 132V129H9V132ZM203 134H205L206 137ZM107 135L109 136L110 134L107 133ZM181 135L183 136V134H181ZM53 136H55V137H53ZM58 136L60 137V139ZM72 136H75V137L73 138ZM108 136H106L105 138H107ZM3 137L4 136H2V134H0V146H1V144H2V146H4V147H2V146L0 147V187L6 186V187H9L8 189L13 191V188L16 186V184L19 183V180H20V178H22V176H24V179L26 178L25 180L29 181L27 183V184H29L28 187L31 188V189L29 188V192L27 191L26 193H22V194H20V193H18V194L14 193V194H15V196L17 195L15 197V199L19 202V204L21 205V208L25 209L23 211L24 212L26 211L25 212V213H27L26 216L30 217L31 219L36 220V224L38 226V234H39V237L37 239H34L32 237H30V238L28 237L27 239H25L21 244L22 247L24 246L23 248L20 246V248L18 247V250L15 249V250H13V252H12V250L10 252H8L9 250L8 251L5 250L9 254L8 258H7L8 261H10V262L12 261L14 264L15 263L25 264L26 261H27L26 264H32L33 262H34L33 264H69V259H70V261L73 264H138L139 262L141 263V261L143 262L145 260H149L152 264H174V263H171L172 262L171 260L173 259V257H175L173 260L174 262H178V263L180 262L179 264H187V262H186L187 259H185L186 257L183 256L185 254H183L182 252L179 253L180 250L178 249V247H174L177 245L173 244L172 249L170 251L164 252V250H166V249L164 247H162L163 242L153 240L154 241V243H153L152 239L148 238V236L140 228V226L142 227L141 223H140V226H138V222L136 224L134 222H132L134 220L133 219L134 217H130L131 215L126 214L127 220H128V225H127V222H122L123 221V219L121 218L122 216H120L118 219H117V217H115L117 219V221L119 220L118 221L119 225H118L117 221H116V223L113 221L114 220L113 218L111 221H109V219L105 217L106 219H108L107 220L108 222H106V219H104L102 216L99 215V217H97V215H95L93 217L94 214H91L90 212H89V214H91V216H84L87 212L86 213H83V212L87 211V210H85L84 208H83L84 211L82 210L83 212L80 210V207L82 208L84 204H82V206L78 207V205H80V204L72 203L73 201L69 202V201H67L68 199L65 200L64 197L63 198L62 197L61 198L55 197V199L50 200V202L53 201V203L48 202V198L47 199L45 198V196L47 195V194H45V192L47 193L48 189L49 188L51 189V185H53L54 182L52 183L49 180V178L46 179L44 174H41V172H42L41 167H38L41 170L34 168V166H35L34 164H33V167H31L32 165L29 167V164L27 166V161L25 162L26 166H23L24 164H22V162H24L25 159L22 158V162H21L22 165H21L16 160H14L15 158L10 157L9 155L7 156L5 154V152H6L5 149L7 147L8 148L10 147L9 143H7L10 140V138L8 140H6V139L3 140ZM51 137H52V140H51ZM110 137L112 138V143L114 142L113 144L116 143V145H117V142H115L117 138H115L114 135H111L108 138H110ZM12 138H13V135H12ZM81 138H82V136H81ZM108 138L106 140H108ZM111 138H110V140H111ZM204 138L206 141L203 140ZM5 140H6V142H4ZM110 140H108V141H110ZM213 140L215 142L218 141L220 143L216 142L217 143L216 144L213 142ZM14 141H16L15 143L18 142V144H19V141H17L16 138H14ZM44 141L46 143H44ZM63 142H65L66 144L65 143H64V145L61 144ZM200 143H202V144H200ZM227 143L229 144L230 147L231 146L235 147L237 145L238 150L236 149L237 146L235 147V149L233 148L234 149L233 150L232 148H230L228 146ZM241 143H243V142H241ZM169 144L170 143H168V146L170 147V149H172L171 144L170 145ZM215 144L218 145V147L219 146L220 147L217 148V146ZM5 145H7V146H5ZM67 145L70 146V148L67 147ZM72 145H73V147H72ZM76 145H77V147H80V148H77ZM203 145H204V148H202ZM222 145H223V147H221ZM160 146H161L160 143H158L155 146V148H157L156 155L160 156L159 158H161V155H162L161 153H159L160 152L159 149L162 148V147L160 148ZM200 146H201V148H200ZM241 146H242V148H241ZM53 147H55V149ZM117 147L119 149V146H117ZM73 148H75L74 149L75 151L73 150ZM81 148L84 151L86 149L85 153H84V151L83 152L80 151ZM208 148H210V149H208ZM215 148H217V149H215ZM229 148H230V150H229ZM66 149H68V150L71 149L70 153L71 154L73 153L72 154L73 156L71 154H68L69 152ZM211 149L213 151H210ZM28 150L29 149H27L26 151L29 152ZM37 150H38L37 147H35V152L33 151V153H35V159L38 157V156H36V154L38 155ZM149 150H151V149H149ZM246 150H248V151H246ZM61 151H64L63 155L60 154V153H62ZM205 151H207L208 154L210 151V154L208 155ZM230 151L231 152L233 151V152L230 153ZM20 152H22V151H20ZM213 152H215V155H213ZM235 152H236L237 156H235V154L233 155V153H235ZM64 153L67 154V156L64 155ZM76 153H79V154H76ZM240 154H241V156H240ZM263 154H264V152L262 153V155ZM89 155H90V157H89ZM231 155H233V156L231 157ZM251 155H252V157H251ZM81 156L84 158V159L82 158L83 161L79 160L81 158ZM247 156L248 157L250 156V157L248 158ZM28 157L31 159H34L32 153H30ZM263 157H264V155H263ZM96 158H98V160ZM159 158L158 159L156 158L157 162L159 161ZM71 159H73V160H71ZM17 160H19V159H17ZM209 160H207L208 164H210ZM74 161H75V163H74ZM184 161H186V160H184ZM232 161L230 160V163H228L227 166L229 168L233 169V165H232L233 162ZM19 162H20V160H19ZM76 162H78L77 168H78V170H80L79 172L84 171L83 174H82V172L77 173L78 170L74 169ZM79 162H82L81 165L79 164ZM101 162L104 164H102ZM248 162H249V164H248ZM256 162H258L259 164ZM108 163H109V165H108ZM189 163H191V165H189L187 163H186V165L191 166L192 168L190 167V169L192 171H194V169H195V173L197 172L196 174L199 175L200 174V173H198L199 171L196 170L197 164L194 163L192 165V162H190V161H189ZM82 164L87 165V167L84 165H83L84 167H82ZM184 165H183L182 169L184 171H186L187 174L189 175L190 174L189 172L191 170L189 171V166H186V165L184 166ZM245 165L251 166V167H247ZM164 166H165L164 168L167 169V171H168V167H167L168 165L165 163ZM218 166H219V164H218ZM227 166L225 167V169L223 171H225L226 169H229ZM113 167H115L120 172L117 171ZM221 167H222V169H221ZM84 168H88V169H86L87 171ZM120 168H122V170H120ZM235 168H239V169H237V171H236ZM14 174H16L17 177L18 176L20 177L19 180L17 178H15L16 176H13ZM191 174H193V173H191ZM196 174H195V176H196ZM113 175H115V176H113ZM239 175H238V177H239ZM121 177H123V173H122ZM215 177H213V179H215ZM99 179H101V180H99ZM47 180H49V181H47ZM96 180H99V181H96ZM65 182H66V184H65ZM83 182H85V185ZM92 183H89V184H92ZM99 184H101V185H99ZM13 185H14V187H13ZM86 185H88V187ZM207 185L205 186V188L208 189L207 191H209V193L211 190L210 195L212 196V198H213V196L214 197L216 196L213 194V192L215 193V192H218L221 190L220 189L221 187L217 188L215 185H211V184H210V186H207ZM104 186H105V188H103ZM195 186L197 187L199 185H195ZM111 189H112V191H111ZM45 190H47V191H45ZM84 195H85V193H84ZM127 195L130 198V192ZM120 196L122 197V195H120ZM120 196L118 195V197H120ZM118 197H117V199H119ZM218 197L219 196H216L215 199L218 200ZM241 201L242 200H240L239 202H241ZM78 203H80V202H78ZM241 203H238V204H241ZM91 208H92V210L94 209L93 207H91ZM91 208L89 209L90 211H91ZM219 208H221V207H219ZM233 213H236V214H233ZM81 214H84V215H81ZM89 214L87 213V215H89ZM128 214H130V213H128ZM126 216L124 215L123 218L126 219L125 218ZM251 216H252V218H251ZM135 217L138 218L137 216H135ZM120 218H121V222H120ZM127 220H125V221H127ZM237 220H238V222H237ZM129 221H130V223H129ZM109 222H111V223H109ZM24 248H26V249H24ZM19 249H20V251H19ZM21 249H23V252ZM170 252L173 253V254L171 253L172 259H171L170 255L168 256V254H170ZM24 253L27 255H25ZM109 254H111V255H109ZM63 255H65L66 258ZM19 257H20V260H19ZM169 257H170V260L167 259ZM31 258H32V260H30ZM191 259H192V261L195 260V258L193 259V257ZM28 260H29V262H28ZM175 260H177V261H175ZM168 261H171V262L168 263ZM77 262H81V263H77Z\"/></svg>", "mask_w": 264, "mask_h": 264}]
</instances>
